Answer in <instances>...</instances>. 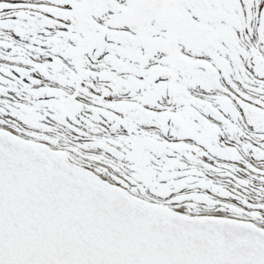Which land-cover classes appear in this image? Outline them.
Returning a JSON list of instances; mask_svg holds the SVG:
<instances>
[{"label":"snow or ice","instance_id":"obj_1","mask_svg":"<svg viewBox=\"0 0 264 264\" xmlns=\"http://www.w3.org/2000/svg\"><path fill=\"white\" fill-rule=\"evenodd\" d=\"M0 264H264V0H0Z\"/></svg>","mask_w":264,"mask_h":264}]
</instances>
